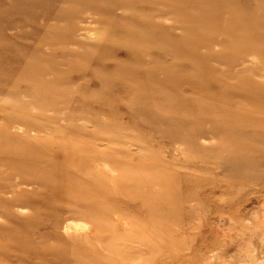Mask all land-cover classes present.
Returning <instances> with one entry per match:
<instances>
[{"label": "rangeland", "instance_id": "374dc122", "mask_svg": "<svg viewBox=\"0 0 264 264\" xmlns=\"http://www.w3.org/2000/svg\"><path fill=\"white\" fill-rule=\"evenodd\" d=\"M263 25L264 0H0V264H264Z\"/></svg>", "mask_w": 264, "mask_h": 264}, {"label": "bare ground", "instance_id": "6f19581e", "mask_svg": "<svg viewBox=\"0 0 264 264\" xmlns=\"http://www.w3.org/2000/svg\"><path fill=\"white\" fill-rule=\"evenodd\" d=\"M257 29V33L259 34V36L260 37H262V35L264 34V25L263 26H260L259 28L257 27L256 28ZM259 37V38H260ZM55 174V173H54ZM49 175H52V174H49ZM52 176H57L56 174L55 175H52ZM43 180H46V179H43ZM42 184L43 183H45V182H41ZM82 230V227L81 226H78V225H74V224H71V223H69V225H66L65 226V232L67 231V232H71V231H73V232H78V231H81ZM94 235V234H93ZM75 239V238H74ZM79 240L83 243V241H88V239H86V237L83 239L82 238V240L81 239H78L77 240V243L76 244H78V245H82V243H80L79 242ZM75 243V242H74ZM84 244V243H83ZM27 245V244H26ZM24 247H25V245H24ZM82 247V246H81ZM27 249V248H26ZM85 249V248H84ZM26 250H24V252H25ZM86 252H88L87 251V249H86ZM26 253V252H25ZM92 254H95V251L92 253ZM70 257H71V255H70Z\"/></svg>", "mask_w": 264, "mask_h": 264}]
</instances>
